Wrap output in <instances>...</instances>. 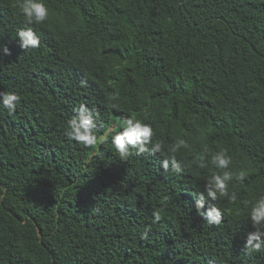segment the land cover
<instances>
[{
  "label": "trees",
  "instance_id": "1",
  "mask_svg": "<svg viewBox=\"0 0 264 264\" xmlns=\"http://www.w3.org/2000/svg\"><path fill=\"white\" fill-rule=\"evenodd\" d=\"M14 3L0 0L11 52L0 92L21 96L14 115L0 111V264H264L243 250L253 229L242 203L264 189V0H48L40 47L27 51ZM113 93L120 110L105 107ZM80 103L105 127L134 111L154 139H186L184 173L165 172L160 154L121 161L110 144L93 155L69 141ZM205 147H227L246 171L230 186L238 199L219 202L220 226L195 213Z\"/></svg>",
  "mask_w": 264,
  "mask_h": 264
},
{
  "label": "clouds",
  "instance_id": "2",
  "mask_svg": "<svg viewBox=\"0 0 264 264\" xmlns=\"http://www.w3.org/2000/svg\"><path fill=\"white\" fill-rule=\"evenodd\" d=\"M13 8L23 18L24 27L16 32V42L23 51L33 50L40 47L41 38L38 34L40 26L46 24L50 16V5L48 0H15ZM33 26H36L35 28ZM3 56H10L11 52L7 46H0ZM118 96L113 93L106 98L105 107L109 110H120L117 102ZM21 103V96L14 91L0 92V111H6L9 116L16 113ZM64 125V135L69 141L85 149L95 150L104 144H110L114 155L121 161H128L132 157L155 156L160 154L165 157L161 166L165 172L179 177L185 168L176 159V154L182 149L187 150L190 144L186 139L179 138L170 145L162 139H154L155 130L151 122L146 118L138 116L134 111L123 116L118 124L103 126L101 124L100 112L95 107H89L80 103L78 108ZM103 131L100 132V129ZM205 154L200 155L194 161L199 169H208L209 174L205 178L204 190L199 192L195 198V213L210 226H220L224 219V209L219 202L227 199L235 202L237 194L230 192L233 181L243 183L246 171L233 168V157L227 147H220L215 151L204 149ZM6 189L0 186V199ZM168 197L164 196L160 204L161 209L153 211V223L161 220V211L167 206ZM243 211L247 223L253 229L243 236V250L252 255H264V189L257 191L252 198L244 200ZM99 212V209H93ZM239 216V213H237ZM151 227L145 228L141 239L147 240Z\"/></svg>",
  "mask_w": 264,
  "mask_h": 264
}]
</instances>
